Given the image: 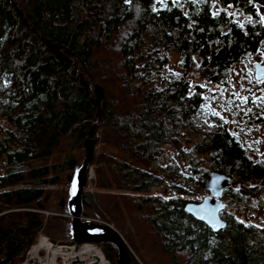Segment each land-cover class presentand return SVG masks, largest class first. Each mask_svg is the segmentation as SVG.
<instances>
[{"label":"trees","instance_id":"16d2710c","mask_svg":"<svg viewBox=\"0 0 264 264\" xmlns=\"http://www.w3.org/2000/svg\"><path fill=\"white\" fill-rule=\"evenodd\" d=\"M13 1L22 17L10 0H0V264L24 261L40 230L54 243H70L69 218L53 215L48 187L63 180L69 192L74 170L85 157L78 160L75 151L83 148L96 116L95 99L33 29L66 59L75 60L84 78L103 93L88 165L95 186L91 192L87 179L82 216L112 222L129 249L126 230L112 220L129 225L124 222L129 211L128 220H142L153 247L171 264H264V228L223 211L226 227L214 233L184 211L188 201L174 198L194 188L203 192L211 172L229 177L223 194L228 204L243 202L247 194L259 196L264 164L248 157L226 124L202 132L204 91L165 74L172 51L186 69L198 58L205 81L223 80L230 67L264 41L258 20L264 0ZM229 8L242 15L240 23L226 12ZM97 144L115 154L100 150L95 155ZM165 146L192 166L191 179L178 173L181 185L149 170ZM184 147L188 150L181 152ZM118 154L146 168L119 160ZM198 155L206 158L208 171L198 169L203 161L196 160ZM235 181L253 184L236 189ZM158 188L164 198L150 196ZM64 206L60 200L58 207ZM45 211L51 215L44 216ZM58 225L66 227L65 235ZM95 245L116 264L113 245ZM134 255L128 251L129 264H148Z\"/></svg>","mask_w":264,"mask_h":264},{"label":"rangeland","instance_id":"374dc122","mask_svg":"<svg viewBox=\"0 0 264 264\" xmlns=\"http://www.w3.org/2000/svg\"><path fill=\"white\" fill-rule=\"evenodd\" d=\"M161 1L163 0H158V2ZM226 12H229L231 15H233L235 20L239 23L243 20L242 15L238 11L229 8L226 9ZM258 20L264 26V8L258 10ZM104 54L105 53H103V55ZM256 64L264 65V41L262 42L260 48H258L257 52L246 55V57L242 58L239 62L230 67L229 71H227L224 75V79L222 80L221 78L216 84L205 81L202 67L200 66L198 58L195 57L191 68L186 69L183 67L181 57L177 53L172 51H169L167 54L165 74L168 78H182L192 87L197 85L204 91V112L203 116L199 119V125L202 132H209L217 129L218 127H222L221 124L223 123L226 124L228 127V131L233 134L239 141H241L244 148L248 151V157L254 163L264 164V109L262 100V98L264 97V79L260 81L254 80V65ZM74 65V69L78 68V70L80 71V66L77 63H72L70 67ZM108 86L109 89H111L110 83H108ZM91 94L93 95L94 93L91 92ZM250 99H252L253 104H256L257 106L262 108L261 113L256 111V106L255 110L251 111ZM256 113H258L259 116H257ZM197 140L198 137H192L193 142H196ZM83 148L75 151V155L78 156V160H81L82 157L85 156V150ZM100 150H103L106 154H115L113 149L107 146L100 147L97 144L95 148V155H98L100 153ZM187 150L188 147H184L181 152ZM55 156L57 157V155H54V159L56 158ZM58 157V159H62V155H58ZM118 157L119 160H124L127 162L131 161L133 165H138L146 168L145 164L141 163L138 160L135 161L127 156L120 154H118ZM83 158L85 159V157ZM205 159L206 158L204 156H196L197 161L203 160L201 162L202 165L200 164L198 168L199 170L202 169L208 171V162ZM52 161L54 162L55 160H53L52 158ZM172 163L173 166H171ZM193 163L196 162H192L191 164ZM189 165L190 164H185V160L178 157L177 150H174L170 146H165L164 153L159 158V161L156 164L151 165L149 167V170L152 171L153 174L155 173L156 175L163 176L167 180V182H175L178 183V185H181L183 182H179L177 180L178 173L180 172L179 175L184 179H191L190 176L193 172H191L192 166ZM1 171L2 170L0 165V173ZM88 171V189L92 192L95 186L94 171L93 168H89ZM106 177L107 175L105 176V178ZM252 184L253 183H240L238 181H235L233 187H236V189L244 187L248 188ZM66 188V183L61 180V183L58 186L48 187V191L53 194L50 201V204L54 207L55 211L53 212V215L69 218L71 230V217L68 207V200L70 198L72 185L70 186L69 192H66ZM167 189V193L169 192L170 194H173V190H170V187H167ZM154 191L153 193L151 192L152 195L150 196L163 198L166 196L163 189L158 188ZM189 191H192L193 193L187 196L175 195L174 198H180L189 202H200L208 194L205 191H199L197 188ZM198 192H200V194L196 196L195 194ZM60 200L65 201V206L63 208L58 207V203ZM222 200L226 205L225 211L227 213H231L232 215L237 217L238 220L246 222L247 224H252L260 228H264V193H261L259 196L255 197L251 196V194H247V197L243 202H239L240 200H236L228 204L225 196L222 197ZM58 209H61V214L56 213ZM43 214L44 216H48L49 214L51 215V213H49L48 211H45V213ZM131 215L132 214L129 211L128 213L124 214V222L126 221L129 225H125V223H123V221H121L120 219L119 221L114 220V218L112 219L113 216L110 217L119 225L121 229L124 228L126 230L127 234L125 233V235L130 244V248L128 249V251L130 250L131 254H135L134 256H136V258H142L144 262L145 260L143 258H145L148 264H171L167 258L160 255L155 247H153L150 237L147 234V227L145 224H142V220L138 218H132L128 220ZM106 218H108V215L106 216ZM82 220L94 221L98 222V224L105 223L114 228V226L112 225L113 223L108 220L100 221L83 216ZM58 226V230H60L61 227L60 225ZM61 229L62 230L60 231V234L65 235L66 227L64 226ZM42 233L44 234V232H42L41 230L39 233H37L34 244L44 243V239L42 240L40 236ZM44 235L45 237H48L46 236V233ZM49 241L51 240L49 239ZM51 243L53 246H75V252H77L78 246L83 244L72 242V237L70 239V243H54L52 241ZM97 247L101 249L100 246ZM22 261L19 264H21ZM106 261L110 264V261L108 259H106Z\"/></svg>","mask_w":264,"mask_h":264},{"label":"water","instance_id":"95a60500","mask_svg":"<svg viewBox=\"0 0 264 264\" xmlns=\"http://www.w3.org/2000/svg\"><path fill=\"white\" fill-rule=\"evenodd\" d=\"M12 7L22 17V13L18 10L13 0H10ZM34 36L53 54V56L63 64L69 74L75 76L83 86L87 95L95 99L96 116L94 123L84 141L85 159L82 166L76 168L73 174L72 188L68 207L71 217L72 242L74 243H108L113 245L117 250L116 264H129L128 247L122 236L108 224H97L82 220V193L88 179V165L93 155V135L96 123L100 116V102L103 97L100 87L94 85L92 81H87L83 74L75 68L71 70L70 65L76 63L75 60L66 59L58 50V48L50 43V41L40 37L33 29ZM264 78V65H254V79L260 81ZM91 92L94 94L92 95ZM264 143V140H263ZM229 177L217 173H209L204 182V191L207 194L200 202H186L184 211L195 220L202 222L212 232L217 233L226 227V221L221 218L220 213L226 210L222 197L224 191L229 186Z\"/></svg>","mask_w":264,"mask_h":264},{"label":"built area","instance_id":"2783aa9c","mask_svg":"<svg viewBox=\"0 0 264 264\" xmlns=\"http://www.w3.org/2000/svg\"><path fill=\"white\" fill-rule=\"evenodd\" d=\"M86 222H94V221H86ZM101 224V223H99ZM41 239L44 241V243L40 244H34L30 247V249L26 253V257L24 261L21 264H96L97 260L94 256L90 258H86L85 260L81 261L78 257L79 251L84 248L85 246H88L92 248L93 250H96L98 252H102L95 244L92 243H83L77 248V252H75L76 247L75 246H53L51 241L45 235L42 233ZM67 247H70V249L73 250V255L71 257H64L60 253L63 249H69ZM50 249H56L59 250V253L56 257H53L50 253ZM102 254V253H101ZM103 258L105 256L102 254ZM106 259V258H105ZM104 264H109L107 261H104Z\"/></svg>","mask_w":264,"mask_h":264},{"label":"bare ground","instance_id":"6f19581e","mask_svg":"<svg viewBox=\"0 0 264 264\" xmlns=\"http://www.w3.org/2000/svg\"><path fill=\"white\" fill-rule=\"evenodd\" d=\"M50 250H51L50 253L53 257H56L59 253V250H56V249H50ZM70 250H71L70 248L69 249H63L60 254L63 255L64 257H71L74 252L72 250L70 252ZM101 253L96 251V250H93L92 248H90L88 246H85L84 248H82L79 251V253L77 255L81 261L85 260L86 258H90V257L94 256L97 260L96 264H104V261H106V259L103 258V256H102L103 253L102 254Z\"/></svg>","mask_w":264,"mask_h":264},{"label":"flooded vegetation","instance_id":"af4514ba","mask_svg":"<svg viewBox=\"0 0 264 264\" xmlns=\"http://www.w3.org/2000/svg\"><path fill=\"white\" fill-rule=\"evenodd\" d=\"M264 79V78H263ZM250 106H251V111L255 110V106H256V111H258L259 113H261V109L259 106H257L256 104L252 103V99H250Z\"/></svg>","mask_w":264,"mask_h":264},{"label":"clouds","instance_id":"9594fccd","mask_svg":"<svg viewBox=\"0 0 264 264\" xmlns=\"http://www.w3.org/2000/svg\"><path fill=\"white\" fill-rule=\"evenodd\" d=\"M92 244H94V243H92ZM104 255V254H103Z\"/></svg>","mask_w":264,"mask_h":264}]
</instances>
